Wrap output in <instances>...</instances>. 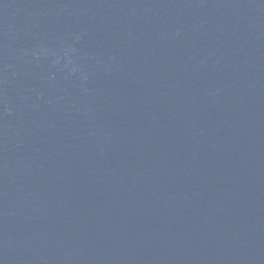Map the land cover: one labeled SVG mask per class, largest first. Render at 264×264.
Listing matches in <instances>:
<instances>
[{"label":"water","instance_id":"obj_1","mask_svg":"<svg viewBox=\"0 0 264 264\" xmlns=\"http://www.w3.org/2000/svg\"><path fill=\"white\" fill-rule=\"evenodd\" d=\"M0 264H264V0H0Z\"/></svg>","mask_w":264,"mask_h":264}]
</instances>
